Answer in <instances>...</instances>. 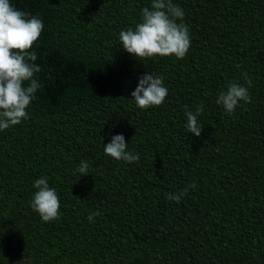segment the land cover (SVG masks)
I'll return each mask as SVG.
<instances>
[{"label":"trees","instance_id":"1","mask_svg":"<svg viewBox=\"0 0 264 264\" xmlns=\"http://www.w3.org/2000/svg\"><path fill=\"white\" fill-rule=\"evenodd\" d=\"M10 2L44 29L28 118L0 131V264H264V0H172L187 55L144 60L119 32L152 0ZM145 73L168 95L140 109L131 93ZM229 82L251 96L232 114L216 104ZM201 102L197 137L185 105ZM116 134L139 162L105 155ZM82 160L86 175L75 171ZM41 177L59 197L58 220L30 205ZM191 184L179 203L167 199Z\"/></svg>","mask_w":264,"mask_h":264},{"label":"clouds","instance_id":"2","mask_svg":"<svg viewBox=\"0 0 264 264\" xmlns=\"http://www.w3.org/2000/svg\"><path fill=\"white\" fill-rule=\"evenodd\" d=\"M141 22L119 32L122 48L138 60L155 56H175L183 59L191 46L190 32L184 21V10L172 3V0H152L151 7L141 10ZM179 21V22H178ZM44 29L43 21L37 16L17 9L10 0H0V131L18 125L28 118L26 109L35 99L36 91L41 87L34 75L41 71V65L35 63L38 54L31 51L33 44L39 39ZM244 78L248 85L251 80L247 74ZM168 95L163 78L153 73H145L139 78L138 85L131 96L140 109L160 106ZM251 102L248 87L236 82H229L226 90L221 91L216 104L221 105L227 114H232L239 103ZM201 102L195 111L185 105V125L187 132L199 137L202 123L198 117L203 113ZM128 143L123 134L112 136L104 145V153L114 160L128 163L139 162V153L129 152ZM80 175L89 173V162L82 160L75 170ZM37 189L30 201L32 209L40 215L43 222H51L60 218V200L54 188L47 182V177L34 181ZM195 188L191 184L184 189L167 193V199L179 203ZM94 190V189H93ZM101 215L99 211L87 217L90 223Z\"/></svg>","mask_w":264,"mask_h":264}]
</instances>
